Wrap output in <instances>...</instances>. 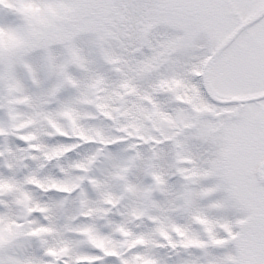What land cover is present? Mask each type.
<instances>
[{"label":"snow or ice","instance_id":"6c2138e0","mask_svg":"<svg viewBox=\"0 0 264 264\" xmlns=\"http://www.w3.org/2000/svg\"><path fill=\"white\" fill-rule=\"evenodd\" d=\"M0 264H264V0H0Z\"/></svg>","mask_w":264,"mask_h":264}]
</instances>
